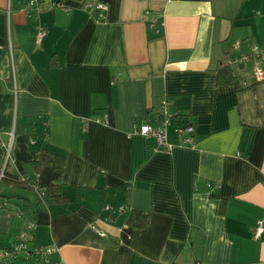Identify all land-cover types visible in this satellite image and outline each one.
I'll list each match as a JSON object with an SVG mask.
<instances>
[{"label": "crops", "instance_id": "1", "mask_svg": "<svg viewBox=\"0 0 264 264\" xmlns=\"http://www.w3.org/2000/svg\"><path fill=\"white\" fill-rule=\"evenodd\" d=\"M224 65L236 84L218 83ZM255 68L264 0H0L1 172L8 162L34 186L0 188V250L34 221L28 247H54L49 264H264ZM164 100L170 147L156 150L138 127L160 125ZM185 124L190 143L176 132ZM42 150L65 159L36 172ZM56 182L69 202H40L35 189ZM131 208L145 227L127 224Z\"/></svg>", "mask_w": 264, "mask_h": 264}, {"label": "built area", "instance_id": "2", "mask_svg": "<svg viewBox=\"0 0 264 264\" xmlns=\"http://www.w3.org/2000/svg\"><path fill=\"white\" fill-rule=\"evenodd\" d=\"M35 0H28V6H31ZM60 5L59 3L57 4ZM83 7L91 12H99L102 13L106 10L105 4L101 2H85ZM45 28L42 26L34 27V37L36 45H39L45 36ZM254 50H257V47H254ZM254 78L255 79H264V71L259 68H255L254 70ZM166 101L164 100L161 105L160 115L161 122L159 126H153L148 122L142 123L138 127V133L141 134L146 140H151V147L156 150H167L170 145L168 143L167 136V126L171 124L173 115L168 113L165 110ZM107 116L103 114V116L98 119L101 122H106ZM177 135H187L185 137V142H192L191 134L193 132V127L191 124H185L182 126L176 127ZM1 176V174H0ZM211 187L209 183L207 185ZM38 190V189H37ZM38 194L41 197L43 195V190H38ZM105 211L113 214L116 211H123L125 209L124 205H120L117 209H114L109 204L104 206ZM35 228L34 221H28L26 223L24 231L21 233L17 241L10 247L0 250V263L2 264H10L13 261L20 259H27L29 257H33L38 264H49L48 263V255H50L55 248L51 246H35L32 248L28 247V244L32 241L33 231ZM264 231V226L261 220H258L256 224V228L254 230V237L259 239Z\"/></svg>", "mask_w": 264, "mask_h": 264}, {"label": "trees", "instance_id": "3", "mask_svg": "<svg viewBox=\"0 0 264 264\" xmlns=\"http://www.w3.org/2000/svg\"><path fill=\"white\" fill-rule=\"evenodd\" d=\"M217 81L218 83H232L236 84L235 77L232 74V70L229 66L224 65L218 68L217 70ZM151 146V145H150ZM65 159L63 154H55L48 150H42L40 152L39 158L33 161L31 164L35 168L36 172L40 169L41 166L51 164V163H62ZM8 162L6 167L1 172L2 159L0 157V188L1 187H10L16 189H31L34 190V186L31 181L21 178L17 173H14L11 170H8ZM43 190V195L40 197L38 190ZM35 189L36 197L40 202L44 204H53V205H66L69 200L62 193V184L56 182L50 184L46 187H40ZM3 196L0 195V199ZM149 222V216L142 210L129 209L127 224L132 228H143ZM197 264V263H196Z\"/></svg>", "mask_w": 264, "mask_h": 264}, {"label": "rangeland", "instance_id": "4", "mask_svg": "<svg viewBox=\"0 0 264 264\" xmlns=\"http://www.w3.org/2000/svg\"><path fill=\"white\" fill-rule=\"evenodd\" d=\"M35 38V37H34Z\"/></svg>", "mask_w": 264, "mask_h": 264}]
</instances>
